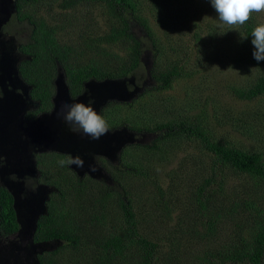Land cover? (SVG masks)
I'll return each instance as SVG.
<instances>
[{
    "label": "trees",
    "instance_id": "16d2710c",
    "mask_svg": "<svg viewBox=\"0 0 264 264\" xmlns=\"http://www.w3.org/2000/svg\"><path fill=\"white\" fill-rule=\"evenodd\" d=\"M36 2L40 0H16L18 23L10 25L31 29L30 39L19 47L25 55L19 60L20 73L46 97L57 62L74 89L83 80L131 78L141 71L144 52L151 50L145 36L138 37L131 26L138 24L161 56L165 48L157 43L151 16L172 27L185 18L171 13L162 0H64L61 20L55 22L38 17L35 8L27 11ZM183 3L180 12L193 2ZM99 17L104 28L96 25ZM259 24H264L259 13H253L238 28L236 63L254 68L256 76L233 90L235 98L253 106L231 114L212 101L219 126L237 125L238 115L244 122L242 133L258 145L246 149L231 138L218 137L207 122V112L190 119L186 111L169 110L165 98L151 97L148 106H155L151 115L147 105L140 106L138 115L131 103L125 113L123 106L118 111L123 125L158 136L151 145L127 149L123 166L114 172L117 190L92 179L80 181L69 169L59 171L53 181L59 192L53 195L49 216L40 219L36 237L43 242L61 240L63 245L43 264H264V61L253 58L251 43L252 30ZM189 67L172 62L162 69L155 60L152 76L166 90L192 78L195 73ZM180 143L187 155L179 170L168 173L165 186L156 165L168 162V148ZM193 144L198 145L196 156L190 151ZM48 157L51 170L59 159L51 154L39 161ZM1 209L4 230L15 231L10 197L1 200Z\"/></svg>",
    "mask_w": 264,
    "mask_h": 264
},
{
    "label": "rangeland",
    "instance_id": "374dc122",
    "mask_svg": "<svg viewBox=\"0 0 264 264\" xmlns=\"http://www.w3.org/2000/svg\"><path fill=\"white\" fill-rule=\"evenodd\" d=\"M63 1L64 0H40V2H36V4L34 3L32 7L29 6L27 11L35 8L38 17L42 16L49 21L59 22L61 18L58 14L62 11L61 4ZM162 1L165 7L170 6L172 9L171 13L178 12L181 16L183 15L185 17L183 21L181 20L183 23L181 25V21H179V26L175 24V26L172 27L166 24V20H156V18L151 16L150 26L156 32L157 43L165 48V53L161 56H157L154 53L155 49L152 48L150 39L147 34L143 33V31H139V25L134 23V25L131 26V30L134 31L138 37L145 36L144 43L146 47H149L151 50H146L143 54L142 59H144V61L141 71L123 82L124 85L121 93L125 94L126 99L128 97L127 93H131V87L137 81V77H142L143 80L146 81L145 83L148 84L149 90L146 94H143L144 92L138 94V97L136 98L138 102L136 105L132 104L135 108V115L139 114L138 111L141 112L140 106H148L152 101L151 97L155 100H163V98H165L167 99L166 105L169 107V110L174 109V112H178L179 110H183V112L186 111V116L190 119L194 118L196 115L203 114V112H207V122L211 125L210 127L215 131L218 137L221 135L223 137L231 138L236 141L238 146L246 149L255 148L258 144L252 139H248V137L242 133L244 122L239 121L238 115H234V120L237 125H233L232 127L230 126V123H225V125L219 126L216 119L213 118V100H215L214 103L217 106L226 108V110L228 109L231 114L243 113L245 110L253 106V104L241 101L233 95V90L235 88L244 85L243 83L248 79L252 80L256 76L254 69H245L242 65L236 63V57L239 50L238 29H233L228 25L221 24L215 10L210 5L209 0H192L193 3L183 12H180V10H182V8L184 9V0ZM1 3L3 4V7H0V31L4 27H8L12 24V21L18 23V20L15 17L17 12L16 0H1ZM164 16L165 14L161 17L165 18ZM259 16L260 21L264 23V12L259 13ZM98 20L99 22L96 21V25L104 28L102 19L99 17ZM20 26L21 24L11 27L9 30H14L16 32V28H19L20 30H23L24 27L26 28V25H23V27ZM69 31L72 32V30ZM63 35L67 36L69 39L72 37V35H68L67 32H64ZM12 36L13 38H7V40L11 41V44L9 41H6L10 44V50L1 56V61L3 62L8 59L7 57L10 56L11 58L9 63H4L3 65L4 69L6 68V79L13 77V66L19 60V54L16 51L19 44L18 37L16 34ZM199 37H201L200 40ZM20 38L22 39L20 41L25 40L24 35L20 36ZM2 39L3 35L0 32V41H2ZM12 42H14L13 45ZM6 46L8 47V45ZM3 49L1 48V54ZM155 60H159L162 69L166 68L172 62H179L180 65H186L188 63V65H190L189 69L194 71L195 74L190 79L176 81L172 84L170 89L163 90L162 88L160 89V86L155 88L151 84L152 78L156 79L152 76L153 68L155 67ZM3 75L4 72L0 73V76ZM62 75L63 73L60 72V77ZM149 77L152 78L149 79ZM101 83L92 80L87 87L92 91L96 90L99 92L100 90H103L106 92V89H102L103 85H101ZM7 84L6 94L10 95L6 96L7 98L4 97L0 102V146L10 148L11 151H9L11 153L3 155H6V158L10 160L11 163L13 162V165H18L17 160L22 157L23 162L28 166V169L15 167L14 170L16 172H18L19 169L21 170V173H18L19 175H33V161L30 158L33 151H55L57 145H60L63 142L62 133L59 132L58 136H55L54 134L52 135L51 132L45 133L46 131L39 126L43 123L47 127L50 122H44L46 119L26 124L24 118L27 112V107L22 104L25 100V88L20 82H11ZM135 89L136 88L133 87L134 95L139 93L138 90ZM112 91L115 92V86ZM64 92L65 90H58V93L56 92L57 101L59 97H62ZM106 93H108V91ZM5 100L7 102H5ZM57 101L55 102V105L58 108L61 100L59 99V101ZM129 103L131 102H126L125 100L124 113L125 110L130 109L128 106ZM147 108L151 109L149 110V114L151 115L155 106L149 105ZM187 109L189 110L187 111ZM9 115L12 118L9 121L11 128H6L5 119ZM146 118L144 120H146ZM24 129L26 130L23 131ZM20 131L23 135L18 137V132ZM129 139L134 142L135 137L133 134L129 135ZM152 139H154V137L152 138V136L148 134L144 141L145 143L150 144L153 142ZM8 141L18 143L19 149L13 150V146ZM183 144L184 143H180V147L175 146L171 149L168 148L170 151L168 155L172 158L170 159L169 157L168 162L156 165L158 167L159 178L165 182V186L169 182L168 173L173 170H179L180 162L187 155V152L183 151L185 149ZM197 147L198 145L196 144L192 145L190 150L192 155H198L199 150ZM4 152L8 151L4 150ZM11 154H14L16 157L12 158ZM1 167L5 169L4 166ZM42 188L43 189L34 192L31 198L25 202L28 212L20 213V219L23 223V233L31 230V227L27 222L28 215L26 214H29L28 217L30 219H33L34 211L37 207H40L44 197H46L47 192H49L46 188ZM20 234L23 236L21 239L25 240L28 238L27 233ZM0 247L1 249L7 248L8 250L13 251V253L19 257L20 264H34L35 255L40 253L43 249L32 245L28 239L21 246L16 244L5 246L0 241ZM3 255V252H0V258H2L0 260L2 261Z\"/></svg>",
    "mask_w": 264,
    "mask_h": 264
},
{
    "label": "flooded vegetation",
    "instance_id": "af4514ba",
    "mask_svg": "<svg viewBox=\"0 0 264 264\" xmlns=\"http://www.w3.org/2000/svg\"><path fill=\"white\" fill-rule=\"evenodd\" d=\"M23 25L25 24H21L20 27H23ZM7 29L10 28L4 27L0 31L3 35V39L2 41H0V73L4 72V75L0 76V102L4 99V97L7 98L6 96L10 95L6 94L8 86L7 83L20 82L25 88V100L22 104L26 105L27 107L24 122L26 124H30L46 119L44 122H50L47 127L43 123H41L39 127L45 130V133L51 132L52 135L54 134L55 136H58V133L61 132L63 142L60 145H57V149L55 151H33V154L30 156L33 161V175H19L18 173H21V170L19 169V171L16 172L14 168L20 167L22 169H28V166L23 162L22 157L21 159L17 160L18 165H13V162L11 163V161L6 158V155H3L10 154V148L0 146V241L5 246H9L11 244L21 246L28 239L32 243V245L43 248L40 253L35 255L34 263L43 264V261L46 258H50L48 257L49 255L54 254L53 252L56 253V251L63 245V242L61 240L43 242L37 241L38 238L36 237L40 219L49 216L50 204L54 198L53 195L59 192L53 182L59 177V171L69 169L71 173L80 181L92 179L110 186L112 190H117L119 189V186L115 181L114 172L120 171L121 167L123 166L124 153L127 151V149L134 146H139L142 144L151 145L152 143H145L144 139L148 136V134L152 136V138L154 137V139L158 135L157 133L144 131L139 132L130 129L128 126L123 125V121L121 119L122 116L118 114V111H121L123 106H125V100L126 102H131V104L134 105L138 102L136 99L138 97V94L142 92H144L143 94L148 93V84L145 83L146 81H144L142 77H137V81L131 87V93H127L128 97L125 99V94L121 93L124 81L120 84L115 85L114 93H106L103 90H100L99 92L96 90L92 91L89 89V87H87L89 82L92 80H96L101 83L109 81L110 79H90L86 81L83 80L79 88H72L71 78L64 71L63 66L57 62L53 70L54 74L50 79L51 89L49 90V92H47L48 96L46 97V95L44 94L35 92L34 86L32 84H29L20 73L21 66L19 65V60L21 62L25 58V55L19 51V47L26 44L30 39L31 29L27 26L26 28L24 27L23 30L16 28V32L14 30L7 31ZM14 34L17 35L19 42L16 49L19 54V60L13 66V77L6 79V68L4 69L3 65L4 63H9L11 58L9 56L7 57L8 59L3 62L1 61V56L3 54H6L10 50L9 46L11 44V41L7 40V38H13L12 35ZM23 35L25 37V40L20 41L22 40L20 36ZM57 35L60 39V31ZM6 41H9L10 44H8ZM13 44L14 42H12V45ZM6 45H8V47ZM1 48H4L2 54ZM60 72L63 73L61 77ZM151 78L149 77V79ZM151 81L152 86H154L155 88L159 86V83L156 79L152 78ZM133 87H135V90H138L139 93L134 95ZM58 90H65V92L62 97L58 98V101L60 99L61 103L57 108L55 102L57 101L56 92L58 93ZM90 101H93V103L90 104ZM5 102L7 101L5 100ZM74 103H83L86 106L92 107L94 111H96L106 120L108 125V132L105 135L101 136L98 140H93L91 137L86 136L83 133H76L71 131V126L63 119L62 112L64 111L65 105H71ZM11 119L12 118L10 115L5 119L6 128H11L9 123ZM25 130L26 129H24L23 131ZM162 131L163 133H165L170 130ZM130 134H133V136L135 137L134 142L130 141ZM22 135L23 134L21 133V131L18 132V137H21ZM154 139H152V141H154ZM8 142H10V144L13 146V150L19 149L18 143L11 141ZM4 150L8 152H4ZM51 154L58 156L59 162L57 161L54 163L55 168H51V170H48V168L50 167L51 159L48 157L44 160V162H40L39 157ZM11 155L12 158L16 157L14 154ZM76 157H80L83 160V167H78L75 164L67 163L69 159H74ZM61 161H64L65 163L62 165L60 163ZM45 164L49 165L45 167ZM1 166H4L5 169H3ZM46 179H48V181H46ZM42 187L46 188L49 192H47L46 197H44V200L42 201L40 207H37V209L34 211L33 219H30L28 217L29 214H26L28 215L27 222L31 227V230L26 232L28 238L23 240L21 239L23 238V236L20 233H26H23V223H21L22 221H20L19 219L20 213L28 212L25 202L31 198L34 192L38 191L39 189H43ZM7 195H9L12 200V208L15 212L16 221L18 224V228L12 232H6L4 230V222L1 218V200L4 198L8 200L9 197ZM0 252H3L4 254L3 261L0 260V264H20L19 257L15 255L13 251L8 250L7 248L1 249L0 247Z\"/></svg>",
    "mask_w": 264,
    "mask_h": 264
},
{
    "label": "clouds",
    "instance_id": "9594fccd",
    "mask_svg": "<svg viewBox=\"0 0 264 264\" xmlns=\"http://www.w3.org/2000/svg\"><path fill=\"white\" fill-rule=\"evenodd\" d=\"M209 2L221 24L228 25L233 29L245 25L253 13L264 12V0H209ZM251 36V43L254 46L253 58L256 61H264V24L256 26L252 30ZM89 103L91 104L93 101ZM62 115L63 119L71 126V131L83 133L93 140H98L108 132L106 120L92 107L83 103L65 105ZM60 163L63 165L65 162L61 161ZM67 163L75 164L78 167H83L84 164L80 157L69 159Z\"/></svg>",
    "mask_w": 264,
    "mask_h": 264
},
{
    "label": "water",
    "instance_id": "95a60500",
    "mask_svg": "<svg viewBox=\"0 0 264 264\" xmlns=\"http://www.w3.org/2000/svg\"><path fill=\"white\" fill-rule=\"evenodd\" d=\"M143 61H144V59H143ZM123 81H125V80L124 79L123 80H119L118 79V80L105 81V82L101 83V85H103V88L102 89H106V92L108 91L110 93H114V91H112L114 89V86L117 85V84H119V83H121V82H123ZM19 219H20V217H19ZM20 221H21V219H20Z\"/></svg>",
    "mask_w": 264,
    "mask_h": 264
}]
</instances>
